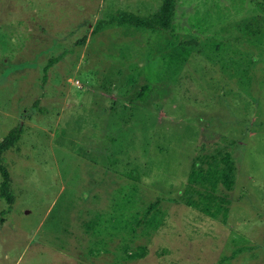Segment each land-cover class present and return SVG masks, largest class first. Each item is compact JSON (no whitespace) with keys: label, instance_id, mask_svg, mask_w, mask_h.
<instances>
[{"label":"rangeland","instance_id":"1","mask_svg":"<svg viewBox=\"0 0 264 264\" xmlns=\"http://www.w3.org/2000/svg\"><path fill=\"white\" fill-rule=\"evenodd\" d=\"M161 2L0 0V139L21 127L0 264H264V0L108 22ZM225 153L221 206L181 201L191 159Z\"/></svg>","mask_w":264,"mask_h":264},{"label":"trees","instance_id":"2","mask_svg":"<svg viewBox=\"0 0 264 264\" xmlns=\"http://www.w3.org/2000/svg\"><path fill=\"white\" fill-rule=\"evenodd\" d=\"M173 3L174 0H162L158 10L149 17L139 18L132 14L125 15L122 13L116 18L110 19L108 22L111 24L114 23L115 25H128L144 30H165L168 29L171 24ZM103 24H105L104 21H98L92 29V33L101 28ZM186 46L199 52L197 43L190 40L179 44L178 50L180 53H187ZM146 91L147 88L145 86L142 87L139 90V96H144ZM20 131L21 127L18 124L9 129L0 139V156L4 151L10 149L15 144ZM211 160L204 155L195 156L191 159L190 170L187 175V185L179 195L181 201L188 202L206 212H210L209 207H219L222 202L225 201L223 196L218 194L217 186L223 184L225 188L230 189L234 178V165L227 153L223 154L219 162ZM0 176V197L4 199L6 204L10 205L13 202V195L8 187L9 177L4 165L1 163V158Z\"/></svg>","mask_w":264,"mask_h":264}]
</instances>
